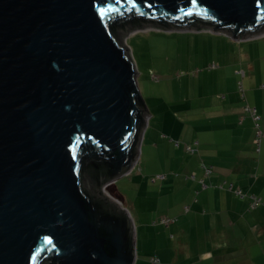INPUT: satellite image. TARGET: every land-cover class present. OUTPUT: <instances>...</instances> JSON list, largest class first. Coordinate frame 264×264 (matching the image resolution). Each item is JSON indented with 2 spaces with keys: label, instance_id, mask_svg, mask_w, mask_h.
I'll use <instances>...</instances> for the list:
<instances>
[{
  "label": "water",
  "instance_id": "water-1",
  "mask_svg": "<svg viewBox=\"0 0 264 264\" xmlns=\"http://www.w3.org/2000/svg\"><path fill=\"white\" fill-rule=\"evenodd\" d=\"M147 26L257 35L264 0H0V264H133L132 220L82 173L115 181L138 155L123 37Z\"/></svg>",
  "mask_w": 264,
  "mask_h": 264
},
{
  "label": "crops",
  "instance_id": "crops-1",
  "mask_svg": "<svg viewBox=\"0 0 264 264\" xmlns=\"http://www.w3.org/2000/svg\"><path fill=\"white\" fill-rule=\"evenodd\" d=\"M182 37L185 75L177 89L188 95L179 96L178 107L147 97L140 171L130 178L132 208L114 182L136 229L133 264H151V257L159 259L154 264H264V137L259 146L254 142L256 128L243 103L247 98L257 109L264 134V94L252 96L250 87L237 92L257 71L264 75V40L207 31ZM153 174L165 177L150 183ZM250 195L261 199L254 209ZM162 217L175 220L165 225Z\"/></svg>",
  "mask_w": 264,
  "mask_h": 264
},
{
  "label": "rangeland",
  "instance_id": "rangeland-1",
  "mask_svg": "<svg viewBox=\"0 0 264 264\" xmlns=\"http://www.w3.org/2000/svg\"><path fill=\"white\" fill-rule=\"evenodd\" d=\"M208 30L209 29L207 28H199L194 30L175 28L163 29L154 26H147L134 28L123 37V43L128 47L129 53L136 67V82L138 89L147 107L150 105V102L147 101V97H154L156 103L161 101L163 105H168L169 103L175 101V106H180V100L182 97L179 96L187 97L188 95V89L186 95V90L177 89L180 88L181 79L179 77L185 75V73L182 72L184 70L181 67L184 63L185 57H180V54L182 53V49L186 47L185 42L187 39L182 36L187 33H198L201 31H207L210 33L211 31ZM226 35L232 38L229 34ZM262 35H264V32L257 35L233 39L241 40L244 38L254 37L255 39L253 40L263 41L264 36ZM257 36L262 37L258 38ZM261 62H264V58L261 59L259 63ZM211 67L213 66L210 65V68ZM242 74L243 73L241 71V76ZM256 74V78H252V82L249 83V86L246 85L244 80L241 85H237V92L239 96L243 94L245 95V92H247V88L249 89V87L252 90V92L249 91L252 96L254 95L255 97L260 98L261 94H264V87H261L264 85V75H258V71L256 72ZM189 91H191V94L194 95L190 96V98L196 100V87L192 88ZM207 91L211 95L210 91H213V89L211 88L210 91ZM243 103L244 105H247V98H244ZM147 115L145 117V120L147 118ZM261 121L262 119H260V124ZM146 123L142 128L140 141L138 144L139 164L136 163L135 165L137 167L135 169L136 172L132 170L133 173L131 171L130 175L123 174L117 177L115 180L116 187L124 195L125 200L123 204H125L126 206L128 204L130 208H132V201L134 197V190L132 188V184L130 183V178L134 173L136 174L140 171L139 168L141 146L143 144L142 142ZM157 175L158 174H153L151 176H148V180H150V183H154ZM107 184L108 185L105 186V184L102 182L100 184L101 190L120 206V200L116 197L114 183L112 182L111 184ZM146 202L147 200L144 201V203ZM133 230L136 231L135 228H133Z\"/></svg>",
  "mask_w": 264,
  "mask_h": 264
},
{
  "label": "built area",
  "instance_id": "built-area-1",
  "mask_svg": "<svg viewBox=\"0 0 264 264\" xmlns=\"http://www.w3.org/2000/svg\"><path fill=\"white\" fill-rule=\"evenodd\" d=\"M210 30V29H209ZM208 30V31H209ZM211 31V30H210ZM212 32V31H211ZM251 38V37H250ZM213 66V65H212ZM243 73V72H242ZM244 109L245 111H247L253 122H254V125H255V128H256V131H255V138H254V142L259 146V143L261 141V139L264 137V134L263 132L261 131V129L259 128V121H260V115L258 114L257 112V109L254 107V106H249V105H245L244 106ZM187 149L189 151H192L191 147H187ZM137 163V160L135 159L134 162L132 163L131 167L124 173V175H128L131 173V171L133 170V168L135 167ZM207 171H209V169L207 168ZM165 176L160 174V175H157V178H160V179H163ZM113 181L110 182V184L112 183ZM203 185V184H202ZM229 189L232 188L231 185L228 186ZM235 192L238 194V195H243V192L240 190V189H236ZM250 198V202L248 204V208L249 209H254L255 207H257L260 203H261V199L259 197H257L256 195H250L249 196ZM175 218H171V217H162L160 218V223L162 224H168L172 221H174ZM159 262V259L156 258V257H153L151 258V263H157Z\"/></svg>",
  "mask_w": 264,
  "mask_h": 264
},
{
  "label": "trees",
  "instance_id": "trees-1",
  "mask_svg": "<svg viewBox=\"0 0 264 264\" xmlns=\"http://www.w3.org/2000/svg\"><path fill=\"white\" fill-rule=\"evenodd\" d=\"M138 21H136V23L137 24H143V23H149V24H157V22H155L154 20H146V21H144V20H139V19H137ZM157 25H161V24H157ZM118 27L117 26H114L113 28H112V31H113V33L114 34H117V31H118ZM241 71V70H240ZM104 171H105V169L103 168V167H101V168H98V169H96V168H94L93 166H90V168H87L86 170H84V172L82 173V178H83V180H84V177L86 176L87 178H88V180L93 184V185H95V183H96V180L97 179H99L100 181H101V183L103 182L104 184L105 183H108V182H110V180H109V178H103V174H104ZM86 187V186H85ZM87 188V190L94 196V197H96V195H95V193L94 192H92L88 187H86ZM101 193V192H100ZM96 198H98L100 201H101V203L104 205V206H106V207H109V206H111V203H109L108 201H107V198H105L104 196H102L101 195V197H96ZM112 207V206H111ZM151 258H153V257H151ZM151 258H150V263H151ZM152 264V263H151ZM154 264V263H153Z\"/></svg>",
  "mask_w": 264,
  "mask_h": 264
},
{
  "label": "snow or ice",
  "instance_id": "snow-or-ice-1",
  "mask_svg": "<svg viewBox=\"0 0 264 264\" xmlns=\"http://www.w3.org/2000/svg\"><path fill=\"white\" fill-rule=\"evenodd\" d=\"M191 2H192L193 4H195V3L197 2V0H191ZM100 11L103 13V12L105 11V9H104V8H101Z\"/></svg>",
  "mask_w": 264,
  "mask_h": 264
},
{
  "label": "clouds",
  "instance_id": "clouds-1",
  "mask_svg": "<svg viewBox=\"0 0 264 264\" xmlns=\"http://www.w3.org/2000/svg\"><path fill=\"white\" fill-rule=\"evenodd\" d=\"M115 181H113V183H114ZM110 183V182H109Z\"/></svg>",
  "mask_w": 264,
  "mask_h": 264
}]
</instances>
